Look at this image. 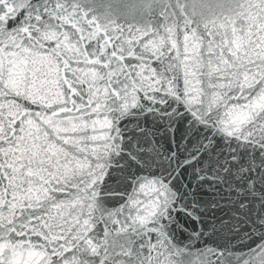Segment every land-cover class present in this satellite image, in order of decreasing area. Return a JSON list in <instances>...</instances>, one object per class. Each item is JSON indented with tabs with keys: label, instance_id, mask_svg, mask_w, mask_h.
Masks as SVG:
<instances>
[{
	"label": "snow or ice",
	"instance_id": "6c2138e0",
	"mask_svg": "<svg viewBox=\"0 0 264 264\" xmlns=\"http://www.w3.org/2000/svg\"><path fill=\"white\" fill-rule=\"evenodd\" d=\"M141 99L264 140V0H0V264H179L147 231L165 182L98 214L115 114Z\"/></svg>",
	"mask_w": 264,
	"mask_h": 264
},
{
	"label": "water",
	"instance_id": "95a60500",
	"mask_svg": "<svg viewBox=\"0 0 264 264\" xmlns=\"http://www.w3.org/2000/svg\"><path fill=\"white\" fill-rule=\"evenodd\" d=\"M114 119L119 154L107 158L98 214L121 212L138 183L163 181L173 203L147 229L153 242L167 239L179 264H254L264 250V140L238 142L174 100L141 99ZM96 230L102 239L104 225ZM145 231L133 243H146Z\"/></svg>",
	"mask_w": 264,
	"mask_h": 264
}]
</instances>
